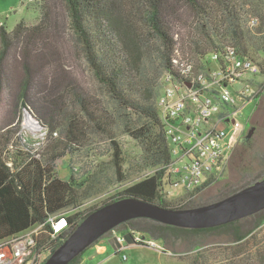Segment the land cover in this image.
<instances>
[{
	"label": "trees",
	"instance_id": "1",
	"mask_svg": "<svg viewBox=\"0 0 264 264\" xmlns=\"http://www.w3.org/2000/svg\"><path fill=\"white\" fill-rule=\"evenodd\" d=\"M252 18L260 19L259 26H250ZM66 26L71 33L69 41L81 51L94 79L111 100L115 115L87 93L68 69L67 52L62 47L68 41ZM227 45L235 46L244 54L251 51L264 57V3L256 0H40L36 23L28 25L22 19L10 31L1 23L0 107H4V112L0 119V137L8 133L13 139L0 140V241L35 224L46 223L51 216L65 217L66 227L57 234H53L49 223L44 226L37 248H49L51 253L97 208L92 206L67 214L90 196L99 171L88 172L80 182L75 180L73 172L64 180L55 171L57 160L72 153L74 147L85 145L90 134L108 139L109 164L117 182L126 181L129 175L123 169L125 159L115 140L117 131L139 144L140 169H153L152 174L132 182L98 207L125 197L165 208L195 207L220 200L262 179L264 149L258 140L252 147L246 149L240 145L233 151L238 175L235 184L201 196L217 180L211 177L202 186L188 191L189 200L177 204L166 200L161 187L170 161L156 103L162 76L176 71L175 62L179 59L200 67V59L210 58L211 52ZM22 110L33 115L47 131L37 148L15 136ZM263 112L261 94L250 117L254 131L249 141L264 135ZM249 220L251 226L246 223ZM263 224L264 209L209 228H183L134 218L104 236L117 230L133 240L134 235L143 237L146 233L161 239L165 247L187 242L188 249L195 251L202 246L200 239L208 234L225 235L230 241L241 242ZM83 253L69 264H79Z\"/></svg>",
	"mask_w": 264,
	"mask_h": 264
},
{
	"label": "built area",
	"instance_id": "2",
	"mask_svg": "<svg viewBox=\"0 0 264 264\" xmlns=\"http://www.w3.org/2000/svg\"><path fill=\"white\" fill-rule=\"evenodd\" d=\"M258 23L257 18H252L250 26ZM208 59H200V67L179 59L175 62L176 71L162 76L156 103L170 149V161L161 179L165 194L180 185L191 191L211 177L220 176L250 121L248 118L242 124L238 120L243 107L239 103L257 102L264 89L262 55L255 58L227 45L211 52ZM46 223L51 225L53 234L67 224L62 216H51ZM46 223L1 240L0 264H41L50 254L49 248H37ZM131 241L145 242V236L136 234ZM116 242L115 251L120 253L126 237L116 236ZM147 243L155 246L154 242Z\"/></svg>",
	"mask_w": 264,
	"mask_h": 264
},
{
	"label": "rangeland",
	"instance_id": "3",
	"mask_svg": "<svg viewBox=\"0 0 264 264\" xmlns=\"http://www.w3.org/2000/svg\"><path fill=\"white\" fill-rule=\"evenodd\" d=\"M256 2L264 3V0H256ZM39 5L40 0H0V24L3 23L9 31L22 19L26 24L32 25L38 20ZM258 20L260 24V19L258 18ZM259 24L257 26H259ZM65 31V38L68 41H65L62 47L67 52L65 62L68 69L75 75L79 85L87 93L96 97L115 115L111 100L105 94L104 89L101 88L94 79L81 51L69 41L71 33L68 26H66ZM249 54L255 58H259V54H254L251 51ZM209 66H213V63L210 62ZM257 78L260 79V77ZM261 94L262 97H264V89ZM255 103V100H250L245 104L239 103L243 105L241 113L238 115V120L241 121L242 124L251 117L254 112ZM3 112L4 107L1 106L0 119ZM25 113L29 112H27V110H22L19 130L15 136L21 137L23 143L26 142L28 145L37 148L45 139L46 129L30 113L31 117L38 121V125L41 129L33 133L24 128ZM261 116L264 118V112ZM8 138H11V140L13 139L11 134L6 133L0 137V140L5 141ZM115 140L119 143L125 159L123 169L124 171L126 170V173H129L127 180L124 182L119 183L114 178L112 168L109 164L111 154L109 149L110 144L108 139L102 135L90 134L85 145L78 147V149L74 147L72 153L57 160L55 167L56 174L64 180H67L73 172L75 180L80 182L85 178L88 172L95 170L96 172L99 171L97 173L95 187L90 190L92 191L90 196L83 200L79 208L70 209L67 214H72L77 210L85 211L92 206L98 207L101 202L120 192L132 182L139 180L147 174L150 175L153 173L151 167L140 169L137 164L141 157V148L135 140L125 134L118 133V131L116 132ZM258 140L263 146L262 149H264V135L260 136L259 139L254 136L243 145H245L244 147L247 149L248 146H254ZM232 154L230 158H228L227 164L224 166L220 176L217 177L215 183L205 188L201 196H209L210 194L216 193L222 186L232 185L237 182L238 175L235 171L236 160H234ZM165 198L171 204H177L181 201L189 200L190 197L188 196V191H185L184 187L180 185L172 189L170 193H167ZM197 198L199 197L197 196ZM246 223L249 226L252 225L251 220ZM144 235L145 242L141 243L134 241L130 242V240L126 238V247L124 250L120 253L110 254L106 257L105 261L100 264H264V224L256 228L241 242L230 241L225 235H218L215 233L208 234L200 239L202 240V246L195 251L188 249L187 242H178L175 247L171 248L169 245L165 247L163 241L159 238H152L146 233ZM146 241L154 242L155 246L148 244ZM123 255L125 258H123ZM83 264L93 263L86 260Z\"/></svg>",
	"mask_w": 264,
	"mask_h": 264
},
{
	"label": "water",
	"instance_id": "4",
	"mask_svg": "<svg viewBox=\"0 0 264 264\" xmlns=\"http://www.w3.org/2000/svg\"><path fill=\"white\" fill-rule=\"evenodd\" d=\"M253 131L254 127L250 126L243 137L244 142L249 140ZM262 209L264 177L220 200L195 207L165 208L139 198L125 197L91 211L41 264H69L105 233L134 218H148L183 228H209L250 216Z\"/></svg>",
	"mask_w": 264,
	"mask_h": 264
},
{
	"label": "crops",
	"instance_id": "5",
	"mask_svg": "<svg viewBox=\"0 0 264 264\" xmlns=\"http://www.w3.org/2000/svg\"><path fill=\"white\" fill-rule=\"evenodd\" d=\"M116 236H124V233L114 230L110 235H106L99 239L84 251L85 254L83 253L79 264H83L86 260H89L93 264H100L104 262L106 257L110 254H116L115 249L118 244L116 242Z\"/></svg>",
	"mask_w": 264,
	"mask_h": 264
},
{
	"label": "bare ground",
	"instance_id": "6",
	"mask_svg": "<svg viewBox=\"0 0 264 264\" xmlns=\"http://www.w3.org/2000/svg\"><path fill=\"white\" fill-rule=\"evenodd\" d=\"M24 128L29 131L36 133L40 130V126L34 121L33 117L29 113H25L24 115Z\"/></svg>",
	"mask_w": 264,
	"mask_h": 264
},
{
	"label": "flooded vegetation",
	"instance_id": "7",
	"mask_svg": "<svg viewBox=\"0 0 264 264\" xmlns=\"http://www.w3.org/2000/svg\"><path fill=\"white\" fill-rule=\"evenodd\" d=\"M252 126L251 125V121H249V124H248V129L249 127ZM247 129V130H248ZM247 133V131L237 140V142L234 144V147H233V151H235L240 145H243L245 142L243 140V137L245 136V134Z\"/></svg>",
	"mask_w": 264,
	"mask_h": 264
}]
</instances>
